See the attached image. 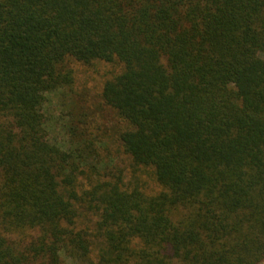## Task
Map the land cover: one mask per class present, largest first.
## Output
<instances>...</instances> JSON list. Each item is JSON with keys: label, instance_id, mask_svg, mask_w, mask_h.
<instances>
[{"label": "trees", "instance_id": "trees-1", "mask_svg": "<svg viewBox=\"0 0 264 264\" xmlns=\"http://www.w3.org/2000/svg\"><path fill=\"white\" fill-rule=\"evenodd\" d=\"M263 52L264 0H0V264H261ZM97 63L132 185L100 133L48 137Z\"/></svg>", "mask_w": 264, "mask_h": 264}, {"label": "rangeland", "instance_id": "rangeland-1", "mask_svg": "<svg viewBox=\"0 0 264 264\" xmlns=\"http://www.w3.org/2000/svg\"><path fill=\"white\" fill-rule=\"evenodd\" d=\"M261 57L264 59V52ZM110 71L106 63L89 66L77 64L74 66V83L46 95L43 109L48 137L53 143L66 145L71 125L79 127L90 139L100 133L103 144L99 146L96 143L99 157H109L107 160H110V164L118 158V170H122L126 184L132 185L136 175L142 174V177L149 178V170L132 166L130 160L117 154V135L119 131L127 129V125L112 109L100 103L99 95L103 84L110 77Z\"/></svg>", "mask_w": 264, "mask_h": 264}]
</instances>
